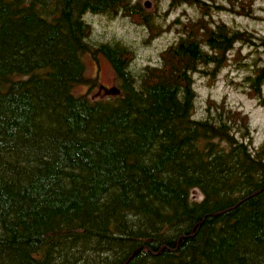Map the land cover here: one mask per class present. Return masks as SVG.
Here are the masks:
<instances>
[{"label":"trees","instance_id":"1","mask_svg":"<svg viewBox=\"0 0 264 264\" xmlns=\"http://www.w3.org/2000/svg\"><path fill=\"white\" fill-rule=\"evenodd\" d=\"M256 1L171 0L199 16L162 27L132 0H0V264H264V142L224 100L194 116L195 76L216 78L238 47L264 108V36L216 19L264 22ZM88 14L128 19L144 46L177 39L135 69L133 46L95 41ZM87 54L116 94L77 93L98 86Z\"/></svg>","mask_w":264,"mask_h":264},{"label":"rangeland","instance_id":"2","mask_svg":"<svg viewBox=\"0 0 264 264\" xmlns=\"http://www.w3.org/2000/svg\"><path fill=\"white\" fill-rule=\"evenodd\" d=\"M208 2L209 0H205ZM217 4H223L226 0H214ZM134 5H140L143 12L152 15L155 18V24L166 27L177 18L182 20L196 19L199 16L198 10L190 6H182L178 9L171 8V0H132ZM149 7H146V4ZM257 13L264 17V1L257 0ZM94 29L93 39L95 41H107L110 39H119L133 46L137 52V58L134 62V68L140 69L149 64H157L159 54L162 50L173 43L177 36L173 29L154 40L150 46H144L143 40L147 38L148 33L143 28L135 27L128 19L118 18L110 20L105 16H85ZM216 19H221L235 29L249 30L264 36V22H254L239 17L220 13ZM252 51L245 47L238 49L230 55V62L216 76V78H204L199 75L195 76V89L198 94L196 119L205 116V108L209 99L221 102L224 100L228 107L242 111L250 118L251 128L253 131L252 144L258 148L264 142V108L260 107L255 100L248 98L243 92L241 81L246 72L240 64L247 61L248 55ZM264 57V54L259 52ZM83 61L86 67V75L89 78H97L98 86L87 91L86 86L76 88L78 94L88 93L92 99H105L112 96L106 95L104 90L116 87L115 74L102 56H98L95 61L90 55H85ZM203 199L199 191H193L191 200L201 201Z\"/></svg>","mask_w":264,"mask_h":264},{"label":"water","instance_id":"3","mask_svg":"<svg viewBox=\"0 0 264 264\" xmlns=\"http://www.w3.org/2000/svg\"><path fill=\"white\" fill-rule=\"evenodd\" d=\"M146 7H149V4H146ZM109 94H116L115 92L111 93L110 91H108Z\"/></svg>","mask_w":264,"mask_h":264},{"label":"bare ground","instance_id":"4","mask_svg":"<svg viewBox=\"0 0 264 264\" xmlns=\"http://www.w3.org/2000/svg\"><path fill=\"white\" fill-rule=\"evenodd\" d=\"M226 3V2H225ZM219 5V4H218ZM109 16V15H108Z\"/></svg>","mask_w":264,"mask_h":264}]
</instances>
